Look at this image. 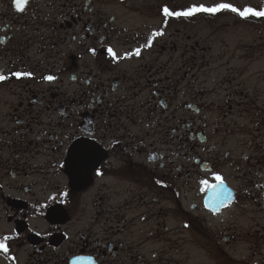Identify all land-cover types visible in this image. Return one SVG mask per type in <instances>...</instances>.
<instances>
[{
  "label": "flooded vegetation",
  "instance_id": "1",
  "mask_svg": "<svg viewBox=\"0 0 264 264\" xmlns=\"http://www.w3.org/2000/svg\"><path fill=\"white\" fill-rule=\"evenodd\" d=\"M219 3L0 0V264H264V17L163 11Z\"/></svg>",
  "mask_w": 264,
  "mask_h": 264
},
{
  "label": "snow or ice",
  "instance_id": "2",
  "mask_svg": "<svg viewBox=\"0 0 264 264\" xmlns=\"http://www.w3.org/2000/svg\"><path fill=\"white\" fill-rule=\"evenodd\" d=\"M28 3V0H16V5L17 8L20 10H23L24 6ZM221 10H231L233 12H237L240 16L242 17H247L249 15H255V16H260V17H264V11H258L254 8H247L244 11H241L240 9L234 7L233 5L229 4V3H219L213 7H206L204 5H199V6H192L190 8H188L187 10L184 11H170L166 6L164 7L163 11L166 15L168 16H176V17H180V16H191L195 13L198 12H205V13H209V14H215L217 12H220ZM156 35H162V32H158L156 33ZM151 41H149V46H150ZM109 53H111L113 55V57H116V53L115 51H113L111 48L108 49ZM136 54L139 55L140 54V49L136 50ZM127 55V54H126ZM13 75L19 77L22 75H31L30 73H21V72H16L13 73ZM6 77L3 74H0V81L5 80ZM46 79L52 80L54 79V77H46ZM216 179L220 182L219 184H215V185H210L209 187L211 189L214 190L215 192V197L218 201H220V203H223L224 200H228L231 198L230 193L227 192V190L224 188V179L222 176L217 175ZM204 183H207L206 181ZM219 191H216V190ZM212 210L213 211H219V207L218 205H213L212 206ZM10 239V237H4L3 239H0V250H3L5 253H7L9 251V248L7 246V244L4 242L6 240Z\"/></svg>",
  "mask_w": 264,
  "mask_h": 264
},
{
  "label": "rangeland",
  "instance_id": "3",
  "mask_svg": "<svg viewBox=\"0 0 264 264\" xmlns=\"http://www.w3.org/2000/svg\"><path fill=\"white\" fill-rule=\"evenodd\" d=\"M199 25H200V27H198V28H199L200 31H208V30H211V29L212 30H217V31H219V35L220 36L229 37L230 39H234L235 41L239 42V39H238V37L240 35L239 32L242 31V28L238 27L237 25H234V26L220 25V26H217V27L213 26L212 28L209 27V25L207 26L205 24H199ZM249 30H251V28H245V31L248 32ZM262 30H264V26L262 27ZM227 34H229V35H227ZM230 36H234L235 38H231ZM245 39L248 40V38H245ZM220 46L221 45L219 44L218 47H220ZM261 249L263 250V254H264V247H262ZM198 264H204V262L198 263ZM209 264H210V262H209Z\"/></svg>",
  "mask_w": 264,
  "mask_h": 264
}]
</instances>
